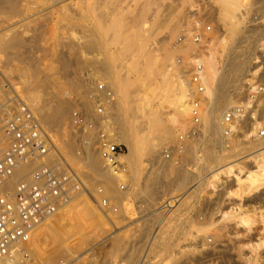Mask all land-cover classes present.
Returning a JSON list of instances; mask_svg holds the SVG:
<instances>
[{"label":"rangeland","instance_id":"374dc122","mask_svg":"<svg viewBox=\"0 0 264 264\" xmlns=\"http://www.w3.org/2000/svg\"><path fill=\"white\" fill-rule=\"evenodd\" d=\"M76 1L78 2L80 0H15V5L18 4L19 8L17 11L14 9L16 7H11V9H8V7H4L2 4L0 6L2 9H4V12H2L3 10L1 11L0 8V34L10 33L11 29L17 30V28V31H19V29L22 31L20 40L25 37V39L22 41L24 42L26 40L24 42L26 46L22 44L20 48L22 49L20 57L24 61H31V63L37 59L34 61L33 65L36 63L34 66H38L39 71L41 72H39L40 77L39 75L37 77L39 83L43 82V80L40 81L41 79H46V72L49 71L48 74H51L52 71L53 73L56 71V73H54L56 75L52 74V76L59 78L57 80L62 81L69 92L72 91L69 94L70 97L75 95L71 98V101L69 100L68 102L66 107L67 111L64 115L65 118L61 121L63 123L60 122L59 125L53 126L50 130V133L52 134L54 132L53 134L55 136H59V134L63 131H67L66 137H68L70 140L72 139L74 146H77L78 139L68 129L70 122V112L75 106L73 105L74 103L76 104L77 102L85 101L87 93L91 91L95 85L93 83V77L90 76L91 73L96 75L97 78H95V80H107V78L101 74L102 65L105 61L104 56H107L106 61L108 60L112 62L114 70L124 75V77L127 78L126 80H128L127 100L125 103L130 110H127L128 115L134 111V97L137 96V93L139 95L141 92L140 90L143 87V84H141V78H143L141 76L143 75V71L141 69L142 62L146 61L148 58L152 59L154 57L153 55L162 54L168 50L167 53L170 52L171 56L174 58L175 65H177L176 63H179V61L182 59L185 61L186 72L184 75L189 79V70L194 65L195 60L199 57V52L194 51L197 47L194 43H191L192 45L189 44L186 47H180L179 45L185 44V42L182 43L184 37H191L194 31L204 29L206 26H210L211 29L205 34L208 39L205 41L207 44L205 42L204 44L207 46L211 45L210 48L217 56L216 57L211 50L212 54L215 56L214 58L216 59V62L218 63H216V66H218V73H222L220 74V77L223 75V77H226L227 75L228 77L222 78L229 81L231 78V81L228 82L229 87L226 88V90L228 92L230 91V94L234 96L233 102L227 106H221L222 112L227 110L229 107H232L233 104L239 102L241 97H243V94H241L243 92L242 89L244 86H246L247 80L249 78L251 79L250 82H253L254 80L264 81L260 78V71L262 67H264V46L260 45L262 39L259 40V38L262 37L264 40V28L261 24V14L257 12L259 0H254L252 7L249 9L240 11V32H238V35L234 37V40H228V46L225 48L222 47L221 40L223 37H225V39L228 37L225 35L227 32V24L223 21L221 15L219 14L216 0H184V2H181L180 0H174L176 3L173 2L172 4L175 3V5L179 7L168 11H165L163 7L158 5L156 2L152 1L151 4L150 1L149 4L151 5L148 4V9L145 10L146 14L143 13L144 19L146 17L145 20H148V17H150L149 21H153V18H156V21L165 20V25L164 23H160V25L158 22H153L152 24L142 23L143 25H141L144 26L142 29L143 34L141 33L142 36L138 37L137 39V43H139L137 44V47H139L141 50L140 52L136 51L137 53L134 52L135 49L138 50L136 45L132 46V50L134 48V51L130 50L129 52L122 53V43L120 46H118V43L121 41L114 42L109 40L110 42H108L107 38H111V36L114 34V32L111 31L112 29L110 30L108 28L110 20L114 17V14L110 10L109 6V3L113 2V0H109V3L108 0H94V3L93 0H82L85 2L81 3L80 1L78 5ZM95 1L96 3L99 2L98 4H100L102 10L100 6L98 8V4H95ZM127 1L128 3H132V1L136 2L137 6L141 5L139 4L140 1H143L144 4L148 3L147 0H120V2L124 4H126ZM164 1L165 2L161 1L162 5L168 3V0ZM68 3H70L71 6L69 5L67 8ZM80 4H82V8H80ZM93 4L96 5L95 9ZM156 4L157 6L155 7ZM89 5L93 7L90 8ZM149 6L150 8H153V11L152 8L149 10ZM61 7H64L63 9L65 10H63ZM78 7L83 11L86 9L83 15L88 8L86 14L87 17L86 15H84V17L80 16V14L82 15V11L80 9L78 10ZM92 10L94 12L93 14ZM108 10H110L109 13ZM11 12L13 13L11 14ZM65 13L67 14L68 18L65 17ZM100 13H102V15H100ZM138 13L140 14L138 7L130 8V11L123 13L122 18H125L126 15L127 17L123 19V21L125 20L124 23L126 25L124 24L121 29H119V33L125 32L124 34L122 33V37L124 36L126 39L129 38L126 36L127 34L129 35V33H131V23H134L135 20L138 19ZM254 14L258 16L257 21H254L252 17ZM128 16L129 21L127 20ZM156 16L164 17L160 18ZM98 17L101 18V22ZM135 17H137V19ZM60 18H65L66 20L63 19L62 23ZM76 19H78V21ZM90 21L92 23H90ZM93 22H95L94 25ZM69 24L74 25L70 26ZM78 24H80V26ZM23 25H27V27H23ZM95 25H100L102 27L101 29L105 30V34L107 35H104L102 38H98V36L95 35L97 38L95 36L93 38V34L95 33L92 34L93 31L90 29H92V27ZM171 25H174L172 29ZM65 27L67 31L65 30ZM85 29L88 31L85 32ZM69 30L70 32H68ZM82 31H84V33ZM89 34H92V36ZM87 38L94 39V41L93 39L92 41L95 42V47L94 43L91 45V40L87 41L89 40ZM95 38L96 40L98 39V41H95ZM32 39H34V42ZM30 40L33 43H30ZM81 40L82 42H80ZM65 41L67 42L64 43ZM99 41L100 43H98ZM26 42H29L30 44ZM89 44L90 46H88ZM101 46L103 49H101ZM192 47L194 49H192ZM115 49H117L116 52ZM109 50L111 52H109ZM172 52H174V54ZM63 53L66 56L63 55ZM112 53L115 55V57L113 60H110L108 54ZM132 54L134 57H131ZM135 54L138 55L136 56ZM143 54L144 56H142ZM29 55H32L31 58ZM61 56H63L62 60H66V58H68V74L67 71L66 73H64L65 71H61ZM18 61L20 60H14L13 62L18 63ZM1 63L2 62H0V70L4 71L5 68L2 65L3 63ZM52 63H57L56 67H54ZM237 64L239 66H237ZM175 65L169 64L168 69H171L173 66L175 67ZM48 67L54 68L56 70L53 69L50 71ZM256 68L259 69L258 73L256 74L257 76L252 75V72ZM64 75L66 76V80H64ZM15 78L17 79L16 76H12L11 80L13 79L12 81L16 83L17 86H19ZM70 83H72L75 87L73 85L70 86ZM237 83H239L238 89H235V86H231L232 84L236 85ZM226 85L227 84H224L222 91L223 89L225 90ZM239 89L240 93L237 95L235 91ZM222 91L220 90V96H222ZM11 95H14V93H10V96ZM132 98L133 101L129 102L128 100H131ZM202 108H205V104L202 106ZM219 112L220 109L218 110V113ZM160 113V118L163 122H174L175 114H173V111L169 109L167 104H162ZM36 116L38 117L37 114ZM137 120L141 121V119ZM191 123L192 122L185 123V125L181 123L178 125V131H175V133L172 132L173 135L171 134L169 139L158 140L154 138L161 133V130L158 127L146 129L147 127L144 125L139 126L138 128H141V132L144 133L141 139L142 142L138 144L139 146L135 148L133 153L134 166L130 167L129 164L127 165L125 163L127 167V174L123 180L126 182V188L120 190L116 181L115 191L117 192V195H112L113 197L111 199V204L116 207L118 206L117 212L107 211V214H103L99 210L98 203L100 196L98 197L97 194V187L100 186L99 183L96 182L93 184V190L83 186L81 183L82 189L79 192L77 191L72 193L73 201L74 203H79L78 201H80V199L78 198V200H76L77 197H79V194H86V197L90 200L92 207L95 208L100 215V224L102 223V225H97L95 229L100 233L98 232V236L95 235L96 238L92 236L90 238L87 237L88 239H84L83 243H80L82 245L84 244L83 247L80 246L81 249L75 246L77 242L75 243V239L72 237H68L63 240L60 239V242L66 241L63 243L68 244L66 245V248H70L69 250L71 253L69 254L68 252L65 254L66 251L62 246L63 248H61L62 251H60V256L59 254L58 256L56 255L57 257L50 254V257L53 256L54 259H52L53 257L51 259H46V256L43 257L44 254L41 252L42 247L45 246L43 239L35 241V243L29 242L28 244L30 245L33 243L31 246H29V251L30 253L32 252V256L35 254L33 259L37 261L36 263L43 264L44 262L55 261L61 258H69L79 255L80 258L84 257L82 258L84 260H86V258L89 259V257L93 258L95 256V258L98 260L97 262L100 261V263H102L103 261L107 260L106 262L108 264H245V258L250 256V254L252 255L254 252L253 254L256 258L255 264H264V221L261 219L264 218V187L261 188L264 185H261V189H258L257 192H246L244 199L240 200L238 197V190L230 183V177H226L225 175L221 177L223 185H218V183H210V179L208 181H203L204 179L199 181H203L202 184L198 182V180L204 176L207 177L210 175L212 169L214 170V168L226 163H241L240 161H243L244 163L240 165L243 167V173L246 172L250 163V161H248L250 156H245L247 153L254 150V148L251 146V149H245L239 151L238 155H232L231 152H233V147L231 146L230 142L226 140V138H222L221 141L219 140V136L217 134H211V132H208L207 134L199 129L198 134L194 135L192 138L186 139L189 143L187 147L185 144V150L183 149L180 153H173L171 160L166 159L164 155L167 149L170 147V144L177 140L179 134L187 133L188 127ZM139 129H136V131H139ZM238 130V127H236V136L232 138V141L234 142H237L236 140H240L239 144L236 146V150L239 149V147H244L245 145L251 144V142H249L251 140L245 139ZM245 141H248V143ZM152 142L156 143L154 148H152ZM119 144L123 146L124 151L126 152L127 150L124 143L119 142ZM94 150L96 149L94 148ZM35 166L36 165H33L30 170ZM59 166L62 170L65 168L74 169L75 167L74 165V167L70 168L65 164H60ZM16 179V181L12 180V182L16 183L21 178L18 179L17 177ZM155 181L156 184L154 186H156V188L153 186V190L155 191L150 194L146 189L147 185H150V183L152 184V182ZM15 183H13L12 186H14ZM252 194H256L255 197ZM174 197L178 200L175 207L165 212L158 210L159 206L163 202L172 200ZM75 206L77 205H73L72 207ZM242 217L249 219V223H243L241 221ZM114 232L117 233L115 234ZM117 235H120V237L122 236V238L117 237ZM112 236L116 237L114 238ZM37 242H41V244H38ZM255 243L258 245V247ZM149 244L151 245L149 246ZM33 245L36 247H32ZM189 245H191L192 248L189 250H184L183 247H187ZM88 246L92 247L89 248ZM39 247L40 251H38L39 249H36Z\"/></svg>","mask_w":264,"mask_h":264},{"label":"bare ground","instance_id":"6f19581e","mask_svg":"<svg viewBox=\"0 0 264 264\" xmlns=\"http://www.w3.org/2000/svg\"><path fill=\"white\" fill-rule=\"evenodd\" d=\"M80 1H81V3L85 2L82 0H80ZM80 1H78V2L76 1L77 5H78V3H80ZM96 1H102V0H96ZM96 1H95V4H98L99 2L96 3ZM147 1H148V3L146 2L147 4H144L143 1H140L139 4H141V5L137 6V3L133 2V1H132V3H128V1H127V3L125 2L126 4H124V3L120 2V0L119 1L113 0V2H110V3L108 0L110 10L114 14V17L110 20V24H109L108 28L110 30L112 29L111 31H113L114 34H113V36H111V38H107V39H108V42H110L109 40L114 41V42L115 41H121L120 43H118L119 44L118 46H120L122 43V46H121V52L122 53L129 52L130 50H132V46H134V45H136V47H137V44H139V43H137V39H138V37H141L143 34L142 29L144 26H142V25L144 23L145 24L146 23L152 24L153 22H158V24H160V23L165 22V20L156 21V18H153V21L150 20L151 21L150 22L149 21L150 17H148V20H145L146 17L144 19L143 13H145V10L148 9V4L150 3V1H151V4L153 1V2H156L158 5H161V7H163V9L165 11L166 10L167 11L172 10V9L174 10L175 8L179 7V6L175 5L176 2L174 0H168V3L166 2L167 4H164V5H162V3H161V1L165 2L164 0H147ZM180 1L184 2V0L183 1L180 0ZM216 1H217L218 9H219V14L221 15V18L223 19V21L226 22V24H227V26H226L227 32L225 35H227L228 37H227V39H225V37H223V39L221 40V42H222L221 45L223 48H225L228 46V40H234V37H236V35H238V32H240L239 31L240 30L239 24L241 22L240 11L241 10L245 11V9L247 10L250 7H252L254 0H216ZM58 2H60V1H58ZM173 2H175V3L172 4ZM17 3H19V2H17ZM93 3H94V0H93ZM105 3H107V2H105ZM180 3H177V4H180ZM1 4L4 7H8V9L9 8L11 9V7H13V8L16 7V8H14V9H16L15 11H17V9H19L18 4L15 5V0H0V6H1ZM151 4H149V5H151ZM157 4L155 5V7L157 6ZM69 5H70V3H68L67 8L69 7ZM81 5L82 4H80V6ZM83 5H86V4H83ZM102 5H103V3H102ZM62 6H64V5H62ZM95 6L96 5H94V9H95ZM99 6H100V4H98V8H99ZM50 7H52V6H50ZM54 7H56V6H54ZM92 7L90 6V8H92ZM137 7L139 9L140 14L138 13L139 14L138 19H137V17H135L137 20H135L134 23L129 22L132 24L130 26L131 33H129V35L127 34V36L126 35L125 36L129 37L130 39L129 38L126 39L124 36L123 37L121 36L123 32L119 33V29H121V27L125 24L124 23L125 20L123 21V19H125L127 17V15H126L125 18H122L123 13L126 11H130V8H137ZM61 8L63 9L64 7H61ZM70 8H72V7H70ZM80 8H82V6ZM80 8L78 7V10ZM100 8L102 10L101 6H100ZM104 8H106V7H104ZM151 8L149 6V10ZM257 8H258L257 12H259L261 14L260 15L262 17L261 24L264 28V4L257 6ZM63 10H65V9H63ZM110 10H108V13L110 12ZM1 11L4 12V9L1 8ZM10 11H12V10H10ZM73 11H74V9H73ZM81 11H82V15L80 14V16L84 17V15L87 14L88 8H87V11L85 12L84 15H83L84 11L83 10H81ZM135 11H136V9H135ZM152 11H153V8H152ZM154 11H155V9H154ZM6 13H5V15H6ZM12 13L13 12H11V14ZM66 13L64 14V15H66L65 17H67ZM93 13L94 12L92 10V14ZM100 15H102V13H100ZM133 15H131V16H133ZM86 17H87V15H86ZM100 17H98V18L100 19V22H101ZM111 17H112V14H111ZM156 17H160V16H156ZM162 17H164V16H162ZM162 17H160V18H162ZM60 19L62 22V20L65 18H63V19L60 18ZM128 19H129V16H128L127 20ZM76 20L78 21V19H76ZM71 21H73V20H71ZM128 21H127V23H128ZM133 21H134V19H133ZM186 21H187V19H186ZM90 23H92V22L90 21ZM94 23L95 22H93V25H94ZM176 23H177V21H176ZM22 24H24V23H22ZM105 24H103V25H105ZM67 25H68V23H67ZM73 25H70V26H73ZM78 25L80 26V24H78ZM164 25H165V23H164ZM164 25H162V26H164ZM176 25H178V24H176ZM24 26L27 27V25H23V27ZM173 26L171 25V29ZM157 27H158V25H157ZM70 28H67V29H70ZM90 28H91V26H90ZM101 28L102 27L100 25H95L92 27V29H90L93 31L92 34L95 33V34H93V38L95 35L98 36V38H102V37H104V35H107V34H105V30H102ZM125 28H123V29L126 30ZM17 30H18V28H17ZM17 30L11 29L10 33L0 34V62L3 63V64L2 63L1 64L5 68L4 71L0 70V75H1L0 79H1L2 85L4 87L3 88V95L4 96H10V93H14V96L18 100H22L33 113L35 112L38 115V119L40 120L42 127L48 136L50 149L52 148L46 156L47 162L52 167H57L60 164H62V165L65 164L71 168V167H74V165H75L74 169L73 168H71V169H73L72 171H74V173L78 176L79 183L80 184L82 183L83 186H86L87 188H89L91 190H93V184L94 183H96V182L99 183L100 187L103 190L102 195L109 202V208L107 209V211L111 212L110 210L113 208V206L111 204V202H112L111 199L113 197L112 195L113 194L117 195L116 194L117 192L115 191L116 179L111 175L109 170L104 165V162L101 159L98 151L94 150V148H93L94 134L92 132H89L87 135H83V139L78 140L77 146L76 145L74 146L72 139L70 140V139H68V137H66L67 131H63L60 134L58 133L59 136H57V135L55 136L53 134L54 132L52 134L50 133L51 128L53 126L59 125L60 122L65 118L64 115H65V112L67 111L66 107L68 105V102H69V100L71 101V98L75 95L70 97L69 94L72 91L69 92V90L66 89L67 87H65V84H63L62 81L57 80L59 78L52 76V74L56 73V71H54V73L52 71L54 68L48 67L49 70L52 71V73L48 74L49 71L46 72V75H47L45 77L46 79L45 80L41 79L40 81L43 80V82L39 83L37 77H38L40 71H39L38 66L37 67L34 66L36 63L33 65L34 61L37 59H35L33 61V63H31V61L30 62H27V60L24 61L20 57V54L22 52V49H20V48H21L22 44H24L26 46V44L24 43L26 40L24 42L22 41L23 39H25V37H23V39L21 37L22 40H20V36H21L22 31H20V29H19V31H17ZM65 30H66V27H65ZM70 30H72V29H70ZM70 30L68 32H70ZM128 30H129V28H128ZM201 30L203 31L204 29H201ZM23 31H24V29H23ZM86 31H88V30L85 29V32ZM4 32H6V31H4ZM82 32L84 33V31H82ZM73 33H74V31H73ZM92 34H89V35L92 36ZM71 35H73V34H71ZM168 36H169V34H168ZM33 38H35V37H33ZM93 38H87L89 40H87V39L86 40L92 41ZM96 38H95V41H98V39L96 40ZM73 39H74V37H73ZM207 39L206 40L203 39V41L205 42V41H207ZM260 39H262V41L260 42V45L264 46L263 38L261 37V38H259V40ZM33 40L34 39H32V41ZM32 41L30 40V43ZM93 41H94V39H93ZM93 41H92L91 45H93V43H94V47H95V42H93ZM58 42H56V43H58ZM66 42L67 41H65L64 43H66ZM80 42H82V40ZM184 42H185V44H181L179 46L180 47H186L189 44L192 45L191 43H194L197 46V47L195 46L196 48L194 50L196 52H199L198 53L199 57L196 59V62L200 63L202 66L201 82H202L204 89H205V91L203 93V97H202V106H204V104H205V108L203 109L201 106V108H202L200 111L201 122L198 125V128L207 134H208V132H211V134H217L219 136V140H221L222 138H224L222 135V129L223 128L221 125L222 113L224 111L222 112L221 106L229 105L230 103L233 102V98H234V96H232V94H230V91L228 92L226 90V88L229 87L228 82L231 81V78L229 81V80L223 79V78L228 77L227 75H226V77H223L224 75L220 77V74H222V73H220V72L218 73V68H217L218 66H216L217 62H216V59L214 58L216 56V54L210 48V46H211L210 44H209L210 46H207L203 42L201 45H198L192 40V36L185 38L182 43H184ZM26 43L30 44L29 42H26ZM64 43H63V45H64ZM83 43H85V42H83ZM98 43H100V41ZM28 44H27V46H28ZM88 46H90V44ZM67 47H66V49H67ZM98 47H100V46H98ZM42 48H44V47H42ZM137 48H138V50L135 49V51H134V48H133L132 51L140 52L141 49L139 47H137ZM101 49H103V47ZM186 49H188V48H186ZM192 49H194V48L192 47ZM211 50L213 51L215 56L212 54ZM68 51H69V49H68ZM116 51H117V49H115V52ZM167 51L168 50H166V52L165 53L163 52L162 54H156L155 53L156 55H153L154 57L152 56L153 57L152 59L148 58V59H146V61L142 62V66H141L142 68L140 67L143 71V75H141L143 77V78H141V80H142L141 84H143L142 86L144 88L141 86L142 87V89L140 90L141 92L139 93V95L137 93V96L134 97V104H133L134 105V111L131 110L132 112L130 115H128V113H127V110H129V109H128V106H126V104H125L126 100H127V85H128V80H126L127 78L124 77V75L118 73V71L114 70V68H113L114 66H113L112 62H110L108 60L106 61L107 56H104L105 57L104 62L102 61L104 59L101 60L103 62V65L101 64L102 65V73L101 74H103L104 77L107 78V80L105 81L106 85L108 87H110L114 93V101L112 103L111 113L109 115V122H110L109 131L111 133V140L114 142H117V143H119V142L124 143L127 151L122 154L121 159L127 165L129 164L130 167L134 166L133 153L135 151V148H137L139 146L138 144L140 142H142L141 139H142V136L144 133V132L143 133L141 132V130H140L141 128L140 129L138 128L139 126L144 125L147 127V128L145 127L146 129L158 127L161 130V133L154 138L157 140L158 139H169L172 132L175 133V131H178V129H179L178 125H180L181 123H183V125H185V123H189L192 121L193 92H192V86L189 83V79L184 75V73L186 72V67H185L186 63L182 59L181 61H179V63L177 61H175V62H177L176 63L177 65H175L174 64V58L171 56L170 52L167 53ZM73 52H70V53H73ZM109 52H111V51L109 50ZM134 52H131V53H134ZM100 53H101V51H100ZM172 53L174 54V52H172ZM63 55H65V54L63 53ZM31 56H30V58H31ZM132 56L134 57L133 54L131 55V57ZM142 56H144V54ZM3 57H4V59H3ZM67 57H69V56H67ZM108 57L110 58V60H113L115 55L113 53L108 54ZM62 58H63V56H61V63H60L61 64V66H60L61 71H63V72L65 71L64 73H66V71L69 69L68 68L69 62L67 61L68 58H66V60L65 59L62 60ZM14 60H20V61H18V63L17 62L14 63L13 62ZM32 60H33V57H32ZM62 61H63V64H62ZM140 63H141V61H140ZM40 64H41V62H40ZM169 64L175 65V67L173 66L171 69H168ZM52 65H54V67H56L57 63L56 64L52 63ZM52 65H50V66H52ZM84 66H85V64H84ZM233 66H234V64H233ZM237 66H239V65L237 64ZM136 67H137V65H136ZM43 68H44V66H43ZM48 68H46V69H48ZM140 68H138V69H140ZM54 70H56V69H54ZM258 70L259 69L256 68L252 72L253 73L252 75H256L258 73ZM68 71H67V74H68ZM260 73H261L260 78L262 80H264V67H262ZM54 75H56V74H54ZM12 76L17 77V79L16 78L15 79L17 80V83L19 84V86H17V84L12 81L13 79L11 80ZM90 76L93 77L92 78L94 81L93 83L95 84V81H97V80H95V78H97L96 75L94 73H91ZM39 77H40V75H39ZM64 80H66V76H65ZM250 80L251 79L249 78L247 80V82H250ZM224 84H227V85L225 86V90L223 89V91H222V88H224ZM72 85L73 84L70 83V86H72ZM231 86H235V89H238L239 83H237L236 85L232 84ZM138 89H140V88H138ZM220 90L222 91V96L219 95ZM75 91H77V90H75ZM239 91H240V89L235 91L237 95H238V93H240ZM138 92H139V90H138ZM20 94H21V96H20ZM128 101L129 102L133 101V98L131 100H128ZM48 103H50V104H48ZM82 103L84 104V106L90 107L91 102L89 101L88 97H86L85 101H83ZM163 103L167 104L169 109L173 111V114H175V119H174L173 123H169L166 121L163 122L162 119L160 118V116H161L160 110H161ZM69 104H71V103H69ZM128 104H130V103H128ZM73 105H75V103ZM233 105H235V104H233ZM219 109H220V112L218 113ZM137 119H141V121H138ZM61 123H63V122H61ZM175 125H177V126H175ZM248 125L254 131L258 126V122H250V123H248ZM144 126H142V127H144ZM136 129H139V131H136ZM60 130H62V129H60ZM56 133H57V131H56ZM68 133H70V132H68ZM149 135H150V133H149ZM232 140L233 139H229V141H228V142H230L231 146L233 147V152H231L232 155H238L239 151H242L245 149H251L250 148L251 146L254 148V150L247 153V155L245 156V157L250 156L249 157L250 159L248 160V161H250V163L248 165V169L246 170V172L243 173V169H242L243 167L240 165V164L244 163L243 161H240L241 163H226L224 165H220V166L214 168V170L212 169L210 175H208L207 177L204 176L203 178L199 179L198 182L203 180V179H204L203 181H205V180L208 181L210 179V181H209L210 183H218V185L219 184L223 185L222 184L223 181L221 180L222 179L221 177L223 175H225L226 177H230V181H231L230 183L238 190L239 199L243 200L246 192H249V191L257 192L258 189H261L264 187V186L261 187V185H264V138L263 139H256V138L252 139L251 141H249V142H251L250 145H245L244 147H239V149H237V150H236V146L239 144L240 140H236L237 142H234ZM245 142L248 143V141H245ZM188 143L189 142L186 140L185 141L186 147L188 146ZM155 146H156V143L152 142V148H154ZM186 147L184 146V150ZM218 158H220V157H218ZM198 159H197V161H198ZM37 164H38L37 162H31V163L20 164L18 167H16L14 174L3 185L0 186V193H2L3 191H5L7 189H12V187H13L12 185H13V183H15V182H12V180L16 181L17 177H18V179L24 178L30 172V168L33 165H37ZM202 182H199V183L202 184ZM155 184H156V181L152 182V184L150 183V185H147L146 189L150 194H152L153 191H155V190H153V186ZM82 185H81V189H82ZM154 187L156 188V186H154ZM80 194H79V197H77V199H76V200H78V198L80 199V201H78L79 203H74L73 196L71 193V200L66 202L65 204H63L56 213L45 218L40 224H38L35 227L34 231L32 232L30 240L28 241V243L29 242L35 243V241H39L40 239H43L44 242L43 241L42 242L45 244V246H43V247L41 246L42 247L41 252H43L42 254H44L43 257L46 256L45 257L46 259H51L53 257V256L50 257V254L54 255V256H56V255L58 256V254H59V256H60V251H62L61 248H63V247H64L63 249H65V251H66L65 254H67L68 252H69V254L71 253V251L69 250L70 248H66V245H68V244H64L66 241L65 242L63 241L64 242L63 243V242H60V239L63 240L65 238L72 237L75 239V243L76 242L79 243V244L76 243L79 246H77L76 244H75V246L80 248V246L83 247V245H84V244L83 245L80 244V243H83L84 239H88L92 236H94L96 238V236H98L99 231H97L95 229H96L97 225H100V226L102 225V223L100 224V221H101L100 215L98 214V211H96V209L92 207L90 200L86 197V194L85 193H80ZM255 195H253V196L255 197ZM98 197H99V194H98ZM73 205H77V206L72 207ZM98 206H99V203H98ZM117 208H118V206H117ZM99 210L103 214H107V211L104 212L100 207H99ZM226 213H229V212H226ZM261 219H262V221H264V218H261ZM241 221L245 224L249 223L248 222L249 219H245L244 217L241 218ZM100 226H98V227H100ZM105 237H106V235H105ZM112 237H114V236H112ZM117 237H120V235H117ZM120 238H122V236ZM28 243H27V248L30 250L29 246H31L33 243L31 245ZM37 243L41 244V242H37ZM34 245H37V244H34ZM34 245L32 247H34ZM150 245L151 244H149V246ZM256 246L258 247L257 244H256ZM91 247H89V248H91ZM183 248H184V250H189L192 247H191V245H189V246L183 247ZM36 249H39L38 251H40V247L36 248ZM253 253H252V255L250 254V256H247L245 258L246 259L245 264H255L256 258H255ZM34 256H35V254H33L32 258H34ZM73 257L83 261L85 264H108L106 262L107 260L103 261L102 263H100V261L97 262L98 260L95 258V256L94 257L92 256L93 258L89 257V259L86 258V260L82 259L84 257L80 258L79 255H76ZM52 259H54V257ZM34 262L36 264L37 261L34 260Z\"/></svg>","mask_w":264,"mask_h":264},{"label":"built area","instance_id":"2783aa9c","mask_svg":"<svg viewBox=\"0 0 264 264\" xmlns=\"http://www.w3.org/2000/svg\"><path fill=\"white\" fill-rule=\"evenodd\" d=\"M262 4L264 0H259L258 6ZM252 17L257 21L256 14ZM210 29V26H206L203 31H194L192 40L201 45L203 39H207L205 33ZM201 72L202 66L195 60L188 73L193 92L192 123L187 133L179 134L177 140L170 144L164 155L166 159L171 160L173 153H180L184 149L186 138L198 134L205 91ZM3 88L0 79V186L14 174L20 164H38L27 176L18 180L12 189L0 193V264H35L27 248L32 232L45 218L70 201L71 193L79 191L81 184L71 169L62 170L60 166L52 167L47 162L50 144L40 120L22 100H18L14 95L4 96ZM242 91L243 97L239 102L222 114V135L229 141L236 136L235 128L238 127L245 139H263L264 81L247 82ZM87 97L91 102V110L82 102H77L70 112L68 127L78 140L83 139V135L89 132L94 134L93 148L98 151L120 190H123L126 188L123 178L127 174V167L121 157L125 151L121 144L111 140L109 131V115L114 93L105 81L97 80ZM250 122H258L254 131L248 125ZM97 193L100 196L99 207L106 212L109 202L102 195L100 186L97 187ZM177 202L174 197L163 202L158 210L168 211L175 207ZM112 206L110 211L117 212L118 208ZM43 264L85 263L77 258L67 257Z\"/></svg>","mask_w":264,"mask_h":264}]
</instances>
